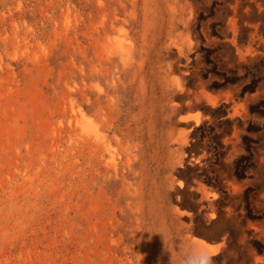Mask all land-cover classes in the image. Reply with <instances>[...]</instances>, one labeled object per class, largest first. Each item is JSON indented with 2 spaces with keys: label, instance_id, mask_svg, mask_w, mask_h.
I'll list each match as a JSON object with an SVG mask.
<instances>
[{
  "label": "rangeland",
  "instance_id": "obj_1",
  "mask_svg": "<svg viewBox=\"0 0 264 264\" xmlns=\"http://www.w3.org/2000/svg\"><path fill=\"white\" fill-rule=\"evenodd\" d=\"M263 130L264 0H0V264H264Z\"/></svg>",
  "mask_w": 264,
  "mask_h": 264
},
{
  "label": "trees",
  "instance_id": "obj_2",
  "mask_svg": "<svg viewBox=\"0 0 264 264\" xmlns=\"http://www.w3.org/2000/svg\"><path fill=\"white\" fill-rule=\"evenodd\" d=\"M254 126H255V128H256V132L260 131V128H261L260 125H254ZM192 137H193V138L196 137L194 133L192 134ZM263 137H264V130H263ZM243 138H244L245 140H248L249 142H253V141H254L253 139H249V138H247V136H244ZM257 140H258V142H261L262 137H259L258 139H256V142H257ZM249 149H251V148H249ZM258 150H259V149H258ZM258 150H257V151H258ZM249 151H251V150H249ZM249 156H250L251 158H253V157H254V154H252L251 152H249ZM241 159H242V160H245L246 157H245V156H242ZM247 171H248V170H247L246 167H240V169L238 170V178H239V179L245 178V177H246V173H247ZM250 178H253V177L251 176Z\"/></svg>",
  "mask_w": 264,
  "mask_h": 264
}]
</instances>
